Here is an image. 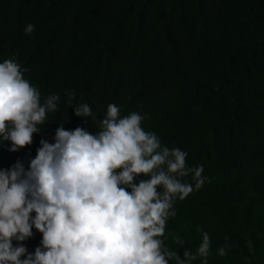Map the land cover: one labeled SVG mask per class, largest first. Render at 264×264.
<instances>
[{
  "label": "trees",
  "instance_id": "16d2710c",
  "mask_svg": "<svg viewBox=\"0 0 264 264\" xmlns=\"http://www.w3.org/2000/svg\"><path fill=\"white\" fill-rule=\"evenodd\" d=\"M9 58L27 69L41 103L60 100L30 146L0 145V169H27L60 125L96 134L75 106L102 120L115 104L187 152L189 167H204V185L174 204L166 247L195 254L206 232L207 264H264V0H0V63ZM33 233L23 242L31 254L42 240Z\"/></svg>",
  "mask_w": 264,
  "mask_h": 264
},
{
  "label": "clouds",
  "instance_id": "9594fccd",
  "mask_svg": "<svg viewBox=\"0 0 264 264\" xmlns=\"http://www.w3.org/2000/svg\"><path fill=\"white\" fill-rule=\"evenodd\" d=\"M33 31L27 24L25 35ZM26 71L11 58L0 63V145L10 142L13 153L33 143L60 100L49 95L41 103ZM73 99L69 94V105ZM74 114L91 117L100 130L60 125L53 143L41 139L27 169L20 161L0 169V264H192L198 257L207 264L212 253L206 232L195 254L185 248L183 258L164 239L176 200L206 182L204 167H189L187 152L162 145L156 133L143 129L145 117L137 112L121 117L119 107L109 104L96 120L81 103ZM190 175L194 186L185 179ZM33 228L42 240L31 254L23 242ZM227 248L217 254L225 256Z\"/></svg>",
  "mask_w": 264,
  "mask_h": 264
}]
</instances>
